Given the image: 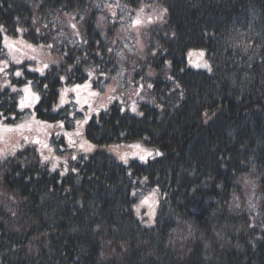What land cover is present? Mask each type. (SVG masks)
<instances>
[{
    "label": "trees",
    "instance_id": "16d2710c",
    "mask_svg": "<svg viewBox=\"0 0 264 264\" xmlns=\"http://www.w3.org/2000/svg\"><path fill=\"white\" fill-rule=\"evenodd\" d=\"M102 1L0 0L6 34L63 56L45 73L12 62L6 71L31 89L37 121L72 137L69 106L53 111L61 87L118 68V46L95 24ZM121 1L166 9L149 29L153 100L140 103L141 116L114 102L89 118L86 134L95 145L142 142L161 155L125 164L96 148L69 160L65 174L32 148L0 160V264H264V0ZM65 14L83 16L81 42L64 35ZM194 48L212 71L186 67ZM20 95L0 86V124L24 118ZM53 140L67 151L61 134ZM155 189L147 226L134 206Z\"/></svg>",
    "mask_w": 264,
    "mask_h": 264
},
{
    "label": "rangeland",
    "instance_id": "374dc122",
    "mask_svg": "<svg viewBox=\"0 0 264 264\" xmlns=\"http://www.w3.org/2000/svg\"><path fill=\"white\" fill-rule=\"evenodd\" d=\"M100 6L95 24L103 39L107 38L118 46V68L110 73H99L92 69L88 72V79L83 83L61 87L59 99L54 105L53 111L58 112L69 106L72 126L77 132V136L74 137L68 134L66 129L56 130L51 123L38 122L34 110L37 100L32 101L31 89L28 86L19 87L12 84L6 71L9 67L8 63L12 62L16 65L27 63L28 70L45 73L52 65H60L63 62V56L52 54L44 46L30 43L20 36L8 35L0 25L2 45L7 57L6 61L0 60V72L2 71L0 86L2 88L9 87L12 91H19L20 96H23L22 100H24L21 107L26 110L25 117L21 121L6 124L13 129L17 125H23L22 128L10 132L0 131V136L3 137L0 140V150L4 152L3 155H0V160L14 156L20 150L32 148L37 152L38 159L48 165L51 171L60 170L62 174H65L69 160L80 154L89 155L96 148L109 153L119 162L125 164L131 160L148 161L161 155L158 148L148 147L142 142L131 145V147L123 142L95 145L86 134V124L89 118L93 114L108 109L114 102H118L124 111L135 116L142 115L141 102H152L153 82L151 78L155 77L158 71L148 63L150 55L156 53V49H149L151 45L149 29L151 26L163 22L166 15V9L157 2L131 8L121 0H104ZM136 20H140V23H135ZM64 21L65 24L62 25L66 27L64 35L76 43L81 42L85 36L83 16L65 14ZM205 64L207 67L204 66ZM44 65L48 66L45 68ZM186 67L193 70H213V65L207 59L205 50L200 48H194L188 52ZM40 69H43V72ZM100 77L102 81L99 80ZM98 80L100 88L97 87ZM26 87L30 92L24 91ZM33 95L36 96L35 93ZM61 99L64 100L63 104H61ZM133 106L136 108L135 111L132 110ZM2 125L0 124V127ZM56 134H61L65 138L66 152H62V148L53 140V135L56 136ZM82 144L83 148H81ZM90 145L91 147H89ZM44 157H48V159L45 160ZM138 198V202L134 206L137 216L145 225H154L160 199L159 192L156 189L151 190L144 195L139 194Z\"/></svg>",
    "mask_w": 264,
    "mask_h": 264
},
{
    "label": "snow or ice",
    "instance_id": "6c2138e0",
    "mask_svg": "<svg viewBox=\"0 0 264 264\" xmlns=\"http://www.w3.org/2000/svg\"><path fill=\"white\" fill-rule=\"evenodd\" d=\"M165 11H166V10H165ZM135 23L139 24V23H140V20H136ZM73 27H75V26L73 25ZM201 55H202V53H201ZM47 66H48V65H44L45 68H46ZM204 66L207 67L206 64H205ZM40 71L43 72V69H40ZM20 74H21V73H19V72L17 73V75H20ZM85 86L87 87V85H85ZM77 87H80V86H77ZM149 87H151V85H149ZM24 91H25V92H28L29 89L26 87V88L24 89ZM36 99H39V97L37 96ZM63 103H64V100L61 99V104H63ZM22 106H23V102H22ZM132 110H133V111L136 110L135 106H133V109H132ZM0 115H2V114H0ZM61 126H62V122H61ZM22 127H23V125H17L16 128L13 129L12 127H10V126H8V125H2V127H0V131H3V132H10V131L18 130V129L22 128ZM48 127H51V125H48ZM2 139H3V137L0 136V140H2ZM34 142H38V141H34ZM44 146L47 147V145H44ZM89 147H91V145H90ZM81 148H83V144L81 145ZM3 154H4L3 150H0V155H3ZM44 159L47 160L48 157H44ZM125 162H126V161H125ZM54 167H55V165H54Z\"/></svg>",
    "mask_w": 264,
    "mask_h": 264
}]
</instances>
